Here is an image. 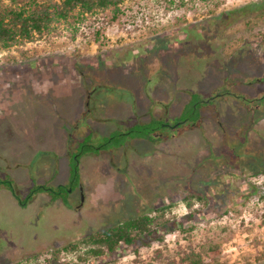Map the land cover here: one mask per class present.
<instances>
[{
  "label": "rangeland",
  "instance_id": "obj_1",
  "mask_svg": "<svg viewBox=\"0 0 264 264\" xmlns=\"http://www.w3.org/2000/svg\"><path fill=\"white\" fill-rule=\"evenodd\" d=\"M254 1L126 0L101 42L90 31L108 11L0 48V179L11 178L23 198L34 184L68 181L78 142L97 149L79 158L67 202L41 192L21 206L0 188V264H61L50 250L167 203L192 228L166 232L161 257L143 238L87 264H162L209 242L220 245L217 264H264V13L224 27L208 22ZM193 93L219 95L177 124ZM152 116L173 124L169 136L124 135L99 149ZM191 190L210 200L186 219L182 197ZM61 258L76 262L72 253Z\"/></svg>",
  "mask_w": 264,
  "mask_h": 264
},
{
  "label": "trees",
  "instance_id": "obj_2",
  "mask_svg": "<svg viewBox=\"0 0 264 264\" xmlns=\"http://www.w3.org/2000/svg\"><path fill=\"white\" fill-rule=\"evenodd\" d=\"M125 1L0 0V48L7 49L13 46L33 43L36 39L42 38L45 33L53 29L55 24L70 22V20L77 22L97 13L108 11L109 14L102 17L97 26L93 25L90 31L93 40L101 42L104 24L118 20L119 16L123 13L122 4ZM180 4H183V0H180ZM263 13L264 0H259L222 11L210 18L208 22L211 25H216V27H224L236 21H247L250 17ZM260 41L264 42V31L261 34ZM217 95L219 94L203 100L201 97L199 98L198 94L193 93L192 100L183 108L184 114L182 112V114L177 116V124L191 120L197 108L200 109L201 106H204L205 102ZM193 98L196 100L197 105L196 107L192 106L191 110L187 112V109H190L192 105ZM191 113L192 115H190ZM172 127L173 124L166 122L164 119L152 116L148 121L135 123L130 128L110 134L105 138L104 143L99 145V149L108 145H121L124 135L131 138L151 141H155L156 139V141H159L161 138L163 139V137L170 135L168 129L170 130ZM155 134H158V136ZM105 143L107 144L104 145ZM77 146L80 148L78 153L72 152L70 154L69 176L65 184L52 185L45 182L34 184L23 198L15 193L11 179H0V186H5L21 206H25L34 195L40 192L48 193L54 199H61L67 202V188L70 187L73 190L80 180L79 158L89 150H97L96 147L90 144V140L87 138L78 142ZM182 200L186 208L189 209L186 219H191L193 214L200 213L208 205L210 196L196 190H191L182 197ZM172 206V203H167L155 208L151 213H142L129 217L104 229L88 233L74 242H69L59 248L50 250L48 252L50 254L49 258L61 264H69L67 261H63L61 257L67 253H72L76 258L75 264H87L89 260L114 254L122 245L133 246L143 238L151 239L158 244L154 252L158 257H161L163 249L167 246L165 241L166 232L178 228L181 231H187L192 228V226L184 227L183 222L177 220L176 216L167 213ZM219 254V243L209 242L200 249L193 247L183 249L178 253L176 258H169L162 264H206L205 258H210L213 264H217V256ZM40 256V254H35L32 256V260L36 262ZM49 258L47 261H49ZM26 260H29V257H26ZM6 264H21V262L16 261Z\"/></svg>",
  "mask_w": 264,
  "mask_h": 264
},
{
  "label": "crops",
  "instance_id": "obj_3",
  "mask_svg": "<svg viewBox=\"0 0 264 264\" xmlns=\"http://www.w3.org/2000/svg\"><path fill=\"white\" fill-rule=\"evenodd\" d=\"M5 129L7 130V127H5ZM69 158H70V155H69ZM79 171H80V167H79ZM68 176H69V160H68ZM10 179H11V178H10ZM11 180H12V179H11ZM43 183H44V182H43ZM39 184H41V183H39ZM59 184H62V183H59ZM1 187L6 188L5 186H2V185L0 186V188H1ZM6 189H7V188H6ZM7 190H8V189H7ZM8 191H9V190H8ZM40 193H41V192H40ZM37 194H39V193H37ZM37 194H36V195H37Z\"/></svg>",
  "mask_w": 264,
  "mask_h": 264
}]
</instances>
